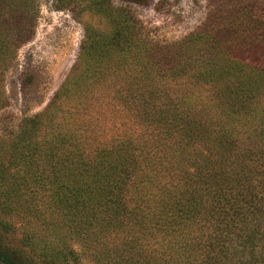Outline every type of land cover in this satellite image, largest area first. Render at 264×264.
<instances>
[{"label": "trees", "instance_id": "obj_1", "mask_svg": "<svg viewBox=\"0 0 264 264\" xmlns=\"http://www.w3.org/2000/svg\"><path fill=\"white\" fill-rule=\"evenodd\" d=\"M74 1L106 24L0 135V264H264V0H214L165 44L129 5L147 0ZM38 9L0 0V111Z\"/></svg>", "mask_w": 264, "mask_h": 264}, {"label": "rangeland", "instance_id": "obj_2", "mask_svg": "<svg viewBox=\"0 0 264 264\" xmlns=\"http://www.w3.org/2000/svg\"><path fill=\"white\" fill-rule=\"evenodd\" d=\"M114 7L125 4L110 0ZM132 0H126L129 2ZM57 0H38V17L32 39L17 53L6 72L4 90L8 106L0 111V135L16 133L22 119L42 111L63 84L78 55L84 24L104 28L100 16L80 9H57ZM214 0H147L129 4L144 35L157 43L178 41L191 33L206 18ZM12 245L18 240L6 237Z\"/></svg>", "mask_w": 264, "mask_h": 264}]
</instances>
